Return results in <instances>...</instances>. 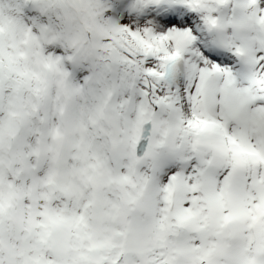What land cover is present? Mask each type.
I'll return each instance as SVG.
<instances>
[{
	"label": "snow or ice",
	"instance_id": "obj_1",
	"mask_svg": "<svg viewBox=\"0 0 264 264\" xmlns=\"http://www.w3.org/2000/svg\"><path fill=\"white\" fill-rule=\"evenodd\" d=\"M0 264H264V0H0Z\"/></svg>",
	"mask_w": 264,
	"mask_h": 264
}]
</instances>
